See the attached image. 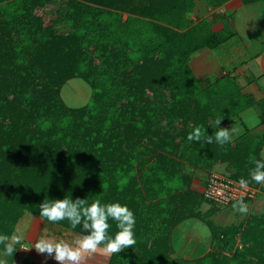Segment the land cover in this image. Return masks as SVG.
<instances>
[{
	"label": "trees",
	"instance_id": "trees-1",
	"mask_svg": "<svg viewBox=\"0 0 264 264\" xmlns=\"http://www.w3.org/2000/svg\"><path fill=\"white\" fill-rule=\"evenodd\" d=\"M202 1L217 8L229 0ZM195 6L196 0H0L1 226H15L25 211L39 216L48 198L119 201L134 213L136 243L109 264H169L173 228L199 217L186 166L209 172L226 165L225 177L248 179L264 195V184L249 176L264 134L246 129L223 146L187 138L197 127L211 135L218 118L221 127L253 106L264 109L234 77L207 86L194 78L190 56L232 36L213 33L206 21L192 25L187 15ZM74 79L87 83L91 96L71 109L60 90ZM209 223L213 240L223 239L231 254L219 262L210 253L198 263L264 264V214L239 227ZM54 224L88 231L67 220ZM109 224L114 234L115 222Z\"/></svg>",
	"mask_w": 264,
	"mask_h": 264
},
{
	"label": "crops",
	"instance_id": "crops-1",
	"mask_svg": "<svg viewBox=\"0 0 264 264\" xmlns=\"http://www.w3.org/2000/svg\"><path fill=\"white\" fill-rule=\"evenodd\" d=\"M187 18L192 25L206 21L213 33L232 34L221 46L203 48L190 56L188 64L194 78L207 86L231 76L236 79L243 95L256 102L264 101V1L244 3L243 0H229L220 7L211 8L204 1L196 0V6ZM221 127L236 129L231 142L243 135L246 129L254 135L264 134V109L253 106ZM212 170L228 176L226 165L217 164ZM204 187L203 183L201 191ZM209 222L203 217H190L174 227L170 236V257L186 263H198L210 253L216 254V247L230 256L223 239L213 240ZM199 226H206L208 233L204 234ZM43 259L45 263L59 264L58 261L52 263Z\"/></svg>",
	"mask_w": 264,
	"mask_h": 264
},
{
	"label": "clouds",
	"instance_id": "clouds-1",
	"mask_svg": "<svg viewBox=\"0 0 264 264\" xmlns=\"http://www.w3.org/2000/svg\"><path fill=\"white\" fill-rule=\"evenodd\" d=\"M221 119H216L215 128L209 125L214 132L209 135L206 128H195L189 133L188 140L199 142L204 137V142L218 146H223L231 142L235 128L219 127ZM250 180L257 184H264V150L260 153V158L253 160V167L249 171ZM241 188H247L249 180L241 178L239 180ZM233 208L246 212L247 206L241 198L233 204ZM39 216L49 222L55 223L67 220L70 226H82L88 230L87 234H81L80 238L69 243L64 239L40 238L34 243V248L38 253H46L53 257L59 264H81L85 255L96 253L102 250L105 255L118 254L135 243L134 228L136 219L133 211L119 201L101 203L96 200L90 204L86 200L44 199L39 205ZM109 220L115 222L116 231L109 234ZM204 234L208 233L206 226H199ZM19 242L17 235L0 236V257H12L17 250L16 244ZM0 264H5L4 259H0Z\"/></svg>",
	"mask_w": 264,
	"mask_h": 264
},
{
	"label": "rangeland",
	"instance_id": "rangeland-1",
	"mask_svg": "<svg viewBox=\"0 0 264 264\" xmlns=\"http://www.w3.org/2000/svg\"><path fill=\"white\" fill-rule=\"evenodd\" d=\"M127 18V14H124V20ZM91 96V88L87 83L81 79H74L67 82L60 90V97L68 108H80L88 104ZM185 172L193 178L192 186L194 192L197 194L192 202L191 209L199 217H203L204 220L212 222L216 227L220 228H232L239 227L247 223L253 216H260L264 214V196L258 195V197L247 204V211L240 212L229 207H220L215 204L206 202L202 198L201 186L205 184L210 173L222 174L218 170H211L209 172L202 171L198 168L190 166L185 167ZM11 229L13 234L17 235L19 242L16 244L17 250L13 253L12 257H0L5 260V264H51V261L55 263L56 260L48 256L46 253H38L33 247L36 240L40 238H54L64 239L65 241L72 243L73 241L80 238V234L60 227L52 222L41 218L31 212H23L20 220L15 226L8 224L0 225V236H8L6 230ZM239 235L236 238L237 246L240 247ZM217 261L222 262L224 257L223 252L215 249ZM44 258V259H43ZM48 263L42 262V260ZM171 262L169 264H191L186 263L180 259L174 260L170 257ZM109 262V255H105L102 250H98L96 253L90 255L86 254L82 259L81 264H107ZM192 264H206L205 261L202 263Z\"/></svg>",
	"mask_w": 264,
	"mask_h": 264
},
{
	"label": "built area",
	"instance_id": "built-area-1",
	"mask_svg": "<svg viewBox=\"0 0 264 264\" xmlns=\"http://www.w3.org/2000/svg\"><path fill=\"white\" fill-rule=\"evenodd\" d=\"M258 194V189L250 186L241 188L238 182L217 173H211L202 192L206 201L220 207H229L241 198L243 201L255 200Z\"/></svg>",
	"mask_w": 264,
	"mask_h": 264
}]
</instances>
